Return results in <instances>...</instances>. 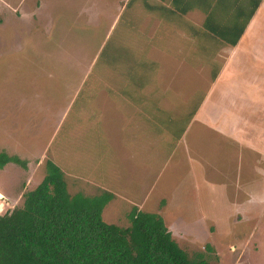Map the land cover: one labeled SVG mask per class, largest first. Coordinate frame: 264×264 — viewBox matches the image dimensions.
I'll use <instances>...</instances> for the list:
<instances>
[{"label": "rangeland", "instance_id": "rangeland-1", "mask_svg": "<svg viewBox=\"0 0 264 264\" xmlns=\"http://www.w3.org/2000/svg\"><path fill=\"white\" fill-rule=\"evenodd\" d=\"M117 10L118 0H0V150L25 160L0 169V214L42 181L51 159L70 193L113 194L108 223L127 225L133 207L155 212L188 255L264 264V144L261 165L244 169L249 150L227 142L225 122L214 133L201 118L185 124L188 104L166 109L164 50ZM263 91L240 108L244 125L234 123L250 142L264 140ZM125 99L157 111L156 121L148 126Z\"/></svg>", "mask_w": 264, "mask_h": 264}, {"label": "crops", "instance_id": "crops-1", "mask_svg": "<svg viewBox=\"0 0 264 264\" xmlns=\"http://www.w3.org/2000/svg\"><path fill=\"white\" fill-rule=\"evenodd\" d=\"M126 10L133 28H147L149 36L155 39L153 43L163 48L167 67L171 66L167 85H160V92L164 91L165 96L161 99L167 103L165 108L178 113V106L188 104L186 115L182 117L187 121L185 124L201 118L203 125L214 133L222 134L218 127L225 122L229 125H224L229 133L227 142L238 147V153L249 150L250 162L244 169L251 167L253 171L257 162L261 165L258 151L261 152L264 140L250 142L247 137L241 138L242 132L237 127L244 125V111L240 108L250 106L255 100L249 98L263 91L264 73L260 68L264 69V0H118L119 19ZM138 40L141 44L135 45L145 42ZM174 66L180 67L179 72ZM183 90L193 94L182 96ZM147 92L151 94L150 90ZM127 100L124 101L138 109L137 103ZM157 106L164 104L159 102ZM140 109L147 124L153 119L156 121L157 111L144 105L137 111ZM122 114L123 119L130 117ZM236 119L240 120L237 127L234 126ZM124 125L122 123L123 130ZM136 128H141L140 123H136ZM185 130L184 127L181 137ZM259 172L264 176L263 170ZM249 196L246 199L251 198Z\"/></svg>", "mask_w": 264, "mask_h": 264}, {"label": "trees", "instance_id": "trees-1", "mask_svg": "<svg viewBox=\"0 0 264 264\" xmlns=\"http://www.w3.org/2000/svg\"><path fill=\"white\" fill-rule=\"evenodd\" d=\"M25 160L0 150V169ZM61 168L45 161V174L0 214V264H213L201 251L188 255L160 214L133 207L128 224L103 219L108 190L70 193Z\"/></svg>", "mask_w": 264, "mask_h": 264}, {"label": "water", "instance_id": "water-1", "mask_svg": "<svg viewBox=\"0 0 264 264\" xmlns=\"http://www.w3.org/2000/svg\"><path fill=\"white\" fill-rule=\"evenodd\" d=\"M4 196H3V194L2 193H0V199H2Z\"/></svg>", "mask_w": 264, "mask_h": 264}, {"label": "bare ground", "instance_id": "bare-ground-1", "mask_svg": "<svg viewBox=\"0 0 264 264\" xmlns=\"http://www.w3.org/2000/svg\"><path fill=\"white\" fill-rule=\"evenodd\" d=\"M1 207H2V204L0 203V209H1Z\"/></svg>", "mask_w": 264, "mask_h": 264}]
</instances>
